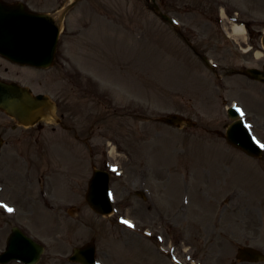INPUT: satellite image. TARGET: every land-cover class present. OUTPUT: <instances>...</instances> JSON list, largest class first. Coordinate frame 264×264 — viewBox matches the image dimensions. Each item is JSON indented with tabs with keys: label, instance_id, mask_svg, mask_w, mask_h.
<instances>
[{
	"label": "rangeland",
	"instance_id": "rangeland-1",
	"mask_svg": "<svg viewBox=\"0 0 264 264\" xmlns=\"http://www.w3.org/2000/svg\"><path fill=\"white\" fill-rule=\"evenodd\" d=\"M18 1L56 15L74 0ZM250 16L258 30L249 27ZM229 20L247 24L254 50L243 52L247 44L233 42ZM61 29L47 69L0 56L2 78L49 92L59 106L42 129L18 125L0 111V135L8 132L0 155V253L15 225L46 245L38 264H78L68 256L92 239L102 264H174L164 251L170 246L183 264H231L240 245L264 247V155L248 157L214 132L230 123L231 102L246 103L264 144V91L235 86L230 75L240 64L263 61L255 51L263 47L264 0H79ZM202 55L219 69L211 70ZM169 112L197 124L159 121ZM112 144L119 151L114 159ZM95 167L112 174L110 216L85 200ZM142 188L146 199L136 194ZM164 216L176 225L167 224L166 235L158 232L163 240L139 235L137 222ZM179 237L189 261L177 247Z\"/></svg>",
	"mask_w": 264,
	"mask_h": 264
},
{
	"label": "water",
	"instance_id": "water-1",
	"mask_svg": "<svg viewBox=\"0 0 264 264\" xmlns=\"http://www.w3.org/2000/svg\"><path fill=\"white\" fill-rule=\"evenodd\" d=\"M4 5L17 7V9L21 8V10L26 11L25 7L21 4L7 5L4 3ZM32 16L35 17H31L29 20L8 17L1 18L0 16V53L16 60H22L23 62L29 61L37 65L48 66L52 63L54 57L58 38V26L49 15ZM164 17L172 21L168 16L164 15ZM45 99L46 97L43 95L31 97L22 86L0 80V108L2 107V109L18 118L29 114L38 106V103L44 102ZM161 119L178 125L184 120V118L178 115H171ZM237 132H239V135H237ZM226 137L235 147H240L253 156L260 155V149L250 140L245 130L236 131L234 127H231ZM102 176L105 177L106 175L103 172L96 173L90 183L87 195L91 207L101 213L110 211L109 204H107L104 211L96 207V204L100 202H107L108 184L102 181ZM34 246H36L40 255L42 247L35 245L30 239L14 230L8 240L7 252L4 253L3 259L8 260L12 257H19L24 260L32 259L36 255L35 250L31 248ZM89 247H92V245H89L87 248L89 249ZM246 251L249 255L255 256V259L264 258L250 249ZM76 253L80 254V251L77 250ZM90 258L92 259V254Z\"/></svg>",
	"mask_w": 264,
	"mask_h": 264
},
{
	"label": "bare ground",
	"instance_id": "bare-ground-1",
	"mask_svg": "<svg viewBox=\"0 0 264 264\" xmlns=\"http://www.w3.org/2000/svg\"><path fill=\"white\" fill-rule=\"evenodd\" d=\"M226 30L228 32H231V35L237 40V42H240L241 40L246 39L245 31H244L245 28L243 27V25L233 23V24L227 25ZM256 55L258 57H262L263 54L261 52H257ZM112 153H114L113 150H112Z\"/></svg>",
	"mask_w": 264,
	"mask_h": 264
},
{
	"label": "flooded vegetation",
	"instance_id": "flooded-vegetation-1",
	"mask_svg": "<svg viewBox=\"0 0 264 264\" xmlns=\"http://www.w3.org/2000/svg\"><path fill=\"white\" fill-rule=\"evenodd\" d=\"M237 71H238V70H234V71H233V74L241 75V76L247 77V76H245V75H243V74L238 73ZM158 224H159V222H157V220H156L154 217H151V219H150V225H155L156 227H158V226H159ZM150 256H151V254H150Z\"/></svg>",
	"mask_w": 264,
	"mask_h": 264
},
{
	"label": "snow or ice",
	"instance_id": "snow-or-ice-1",
	"mask_svg": "<svg viewBox=\"0 0 264 264\" xmlns=\"http://www.w3.org/2000/svg\"><path fill=\"white\" fill-rule=\"evenodd\" d=\"M11 211V209H9ZM125 223H128L127 221H125Z\"/></svg>",
	"mask_w": 264,
	"mask_h": 264
}]
</instances>
